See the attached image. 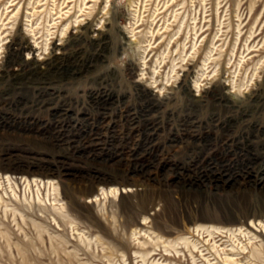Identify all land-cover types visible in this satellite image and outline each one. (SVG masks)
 Returning a JSON list of instances; mask_svg holds the SVG:
<instances>
[{
	"label": "rangeland",
	"instance_id": "374dc122",
	"mask_svg": "<svg viewBox=\"0 0 264 264\" xmlns=\"http://www.w3.org/2000/svg\"><path fill=\"white\" fill-rule=\"evenodd\" d=\"M182 18L186 60L178 45L163 60ZM0 123V194L47 185L43 210L0 205V264H144L155 243L146 264H192L164 242L264 225V0H0Z\"/></svg>",
	"mask_w": 264,
	"mask_h": 264
},
{
	"label": "bare ground",
	"instance_id": "6f19581e",
	"mask_svg": "<svg viewBox=\"0 0 264 264\" xmlns=\"http://www.w3.org/2000/svg\"><path fill=\"white\" fill-rule=\"evenodd\" d=\"M83 2L85 5L86 0H83ZM31 4L32 3L30 2L29 5H31ZM32 8H33V10H36V7L34 6V4L32 5ZM82 9H83L82 6H79V11H82ZM51 11H53V10H50L47 14V21H46L47 25L43 26L42 38H44L45 41H47L49 36L51 35V29H52L51 26H53V25H51L52 22L49 20V18L54 16V14H52ZM61 12H62V10L60 11V14H61ZM34 13H35V11L33 13L31 12L27 16L29 23L32 22V18L35 16ZM175 19L176 20L178 19L177 16L175 17ZM191 27H193V28L190 31L185 32L186 29L191 28ZM30 28H31V33L34 36V39L37 40L36 37L41 32H38V33L36 32L37 28L34 27L33 23L30 24ZM168 29L169 28L166 27V31H168ZM192 31H196V26L194 27V26H192V24H190V19L187 20L186 18H182L177 25V31L174 32L173 34H171L170 37L167 38L168 43L166 45L164 52L162 53L163 60L165 59L164 57H165L166 51L170 50L171 47L178 45L180 48V52H179L180 57L179 58L182 62H184L186 60L185 58L187 57L186 49H187L188 43H190V33H192ZM149 33L151 34V37H149L147 35V42L149 43L148 47L151 46V44H152L151 42L155 37L154 31L149 32ZM164 33H162V34L160 33V37H159L160 39L164 37V35H163ZM240 33H241V31H240ZM193 34H194V32H193ZM196 35H198V34L195 33V37H196ZM252 37H253V32L250 31V37L246 39V43ZM258 37L259 36H257L253 40V42ZM24 39H25L24 36H21V40L19 41L20 43H18V45L20 47H22V49L29 47L28 45L27 46L23 45L22 41ZM191 42H192V39H191ZM237 42H238V39L236 40V43L234 44L233 49L231 50V53H234ZM45 43L47 45V42H45ZM205 44H208V40H207V43H205ZM212 44H214V43H212ZM194 47L195 46L193 45V48ZM62 48L65 50L68 47L66 45H63ZM144 51L147 52L148 48L146 47L144 49ZM247 51H250V46L247 47ZM213 52H214L213 49H211V50H209V52H207V55L205 56V59H204L203 68L201 69L202 70L201 74L198 75L197 80H196V86H198L200 80L205 76V74H206L205 70H206V67H207L209 61L212 58ZM254 52L255 51L250 52L249 55L254 53ZM176 62H177L176 59L172 60V66H171L172 71H174L176 66H177ZM160 64H161V62H156L157 67H156L154 72L157 71ZM1 125H2V123H0V126ZM5 126H7V124ZM5 126L3 125V127H5ZM7 127H11V126H7ZM24 129H34V128H32L31 125H28ZM36 129H40V128H36ZM59 144L64 145V142L59 141ZM0 180L2 181V180H4V178H2ZM3 183H5V182L3 181ZM8 183H9V188H7V187L5 189L2 188V189H4L6 196L8 195V198L5 197V195L0 194V205H4L5 210L8 211V208L10 207V203H12L14 201L21 203L22 205L24 202L26 205H28V207H32V203H34L35 205L38 204V206L41 210H43V205L47 206L44 198L41 197L42 187L44 186L46 188V186H47V185H45V183H42V181L39 182L38 180L32 181L31 179H26V181L24 182V184L26 185L25 191L28 190L30 192V194H33L32 201L30 200V196L27 197L26 192H25L23 200H22V198H20V200L18 199L17 191L14 188V186L17 187L20 185V183L17 180L13 182V178H8ZM1 184H2V182H1ZM33 188H36V194L34 193L35 190ZM8 189L11 190L12 196L10 195ZM115 192H117L116 189L112 190V193H115ZM54 201H57V199H55ZM62 208H60V207L55 208L54 207V209L56 211H58V214L63 217L64 213H63ZM15 212H16V209H14V214H15ZM260 216L262 217V215H260ZM141 225L144 226V223H141ZM260 225H262V220H259V219H256V220L251 219L250 221L245 222V225L241 226L239 229L237 228L236 230H234L232 228L217 227L214 225L197 224L193 229H190L189 233L186 236L181 237L175 241L164 242V244H166L167 246H169L173 249V251H171L166 246L163 245L165 247L164 248L165 249L164 250L165 257H166V259H167V257H170V258L173 257V258L177 259V257L179 256L180 257L179 259H181L182 258L181 256H183L184 258L189 256L188 257V258H190L189 261H191L192 264H212L211 260L207 256V254L210 255V253L214 252L213 254H216L218 257L221 258V262H222L221 264H255L254 261H256L258 259L261 261L264 259V235H263L262 231L258 230L260 228ZM262 226L264 227V225H262ZM137 230L138 229H136L132 233L133 236H136V237L140 236L141 231H137ZM224 238L227 239V242L228 241L231 242V244L229 245L230 248H228L226 243L220 242ZM243 239H245V241L247 240L249 242L248 244L252 245V247H251L252 249L249 252H247L248 246L243 243V241H244ZM258 239L260 240V245H258V242H259ZM143 245H145V242H143ZM155 245H156V243H155ZM155 245H154L153 250L147 251V252L145 251V253L141 254V257L143 259L144 264H146L147 259L149 260V258L156 255L154 253L155 251H157L155 248ZM182 252H183V254H181ZM248 253H250V254H248ZM247 255H248V257H247ZM262 262H264V261H262ZM256 263H257V261H256ZM151 264H173V263L164 259L162 262L160 260H158V261L154 260V261H152Z\"/></svg>",
	"mask_w": 264,
	"mask_h": 264
}]
</instances>
